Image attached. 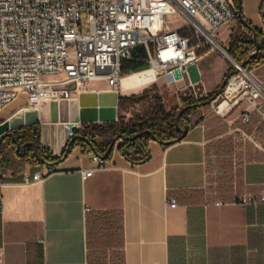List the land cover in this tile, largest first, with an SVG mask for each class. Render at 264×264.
I'll return each instance as SVG.
<instances>
[{
    "label": "crops",
    "instance_id": "1",
    "mask_svg": "<svg viewBox=\"0 0 264 264\" xmlns=\"http://www.w3.org/2000/svg\"><path fill=\"white\" fill-rule=\"evenodd\" d=\"M263 1L240 4L244 17L264 31ZM222 29L225 38L227 28ZM238 32L242 39L252 37L243 28ZM233 33L224 46L229 48ZM204 53L201 50L200 59ZM200 59L202 81L196 88L202 82L211 95ZM251 72L264 84V61ZM160 83L146 64L124 73L120 95L138 94ZM109 90L102 79L89 88ZM26 104L22 94L0 116V123ZM181 106L178 99L172 109ZM71 108L66 102L38 111L42 144L55 156L60 157L80 126L68 116ZM246 110L253 112L249 123L241 121ZM195 116L198 122L181 141L165 145L151 140L150 156L138 164L115 147L107 169L85 176L84 170L97 163L88 157L93 151L80 144L42 181L22 182L27 166L17 173L0 171V264H264V205L231 203L264 191L261 116L248 102L226 115L209 106ZM237 127L243 131L233 132ZM169 198L177 199L176 207L168 206ZM218 200L226 204L218 205Z\"/></svg>",
    "mask_w": 264,
    "mask_h": 264
},
{
    "label": "built area",
    "instance_id": "2",
    "mask_svg": "<svg viewBox=\"0 0 264 264\" xmlns=\"http://www.w3.org/2000/svg\"><path fill=\"white\" fill-rule=\"evenodd\" d=\"M169 17L180 22L171 28ZM83 18L89 23L86 32ZM236 19L237 8L230 0H0V111L22 94L27 96L22 110L63 106L89 91L97 79L120 94L123 62L140 47L158 78L169 85L184 82L196 100L209 98L206 90L198 95V83H192L187 69L198 63L203 47H222L220 30ZM232 60L235 70L211 109L226 115L248 102L264 123V84L251 69ZM70 84L74 88H64ZM252 118L253 112L241 114L243 123ZM237 131L243 129H233ZM102 154L89 153L97 165L84 170L85 176L108 168ZM56 170L52 164L27 165L22 182L42 181ZM231 203L264 205V191ZM177 204L176 198H169V207Z\"/></svg>",
    "mask_w": 264,
    "mask_h": 264
},
{
    "label": "trees",
    "instance_id": "3",
    "mask_svg": "<svg viewBox=\"0 0 264 264\" xmlns=\"http://www.w3.org/2000/svg\"><path fill=\"white\" fill-rule=\"evenodd\" d=\"M234 1L235 7L238 8L241 0ZM260 14L264 20V1L260 7ZM237 21L240 28H243L251 34V31L241 23L238 13ZM256 30L257 39L260 44V51L256 56L250 59L249 63L245 67L246 69H251L264 61V31L261 29ZM255 48V43L252 37L242 39L235 32L233 33L228 52L237 62L243 64L248 60ZM145 58L144 49L141 47L138 48L131 58L124 60L123 74L128 70H136L143 65H146L147 62L145 61ZM153 91H158V86L156 84H154L151 88L145 89L142 93L121 96L119 100V109L129 108L145 101L146 99H149L150 94ZM213 94L214 93L210 96ZM153 97L155 98V102H153L151 108L144 115H137L128 121L124 120L122 116H119V119L114 122L87 123L83 124L81 128L75 129L74 134L69 140L71 150L77 145L82 144L86 151H91L90 145L85 143L80 138H75L77 134L85 136L92 141L95 144L98 153H105L111 142L115 138L119 137V139H123V143L118 147L119 153L133 164L141 163L150 156L149 142L153 140V138L149 134H144L131 140L128 138L134 137L139 132L144 130H150L157 138V141L169 142L167 145L181 141L184 137L180 138L181 132L176 125V116L178 112L184 106L202 103L207 99L203 98L196 100L194 98L189 99L181 96L180 101L182 106L179 108L168 109L158 94H155ZM209 106L210 104H202L200 107H190L180 117V124L182 126L188 125L189 127H192L198 122V119L195 116L196 111L199 108L208 109ZM22 129L25 130L22 132L21 136H17L18 141H35L39 155L47 163H43L38 160L34 147L28 148L23 155H20V151L16 150L15 143L12 139H10L0 148V171L4 172L10 170L13 171V173L22 172L27 164H50V162L57 161L61 158L63 154L60 157L55 156L51 153V151L43 146L40 138L41 128L39 122H36L31 126L23 127ZM97 137L105 139L102 144L96 142L95 139ZM65 148L63 152L65 151ZM113 151L114 150H112L109 157L106 159L107 161L111 159Z\"/></svg>",
    "mask_w": 264,
    "mask_h": 264
},
{
    "label": "water",
    "instance_id": "4",
    "mask_svg": "<svg viewBox=\"0 0 264 264\" xmlns=\"http://www.w3.org/2000/svg\"><path fill=\"white\" fill-rule=\"evenodd\" d=\"M237 13H238V16H239L241 23L246 28L251 30L252 39H253V41L255 43V47H256L255 50L251 53L248 60L245 63L241 64L243 67H245L249 63L250 59L259 53L260 44H259L258 39H257V30L252 25V23H250L244 17L241 4H239V6L237 8ZM226 51L229 54V56H231L230 53L228 52V50H226ZM187 70L189 72L192 83H198L201 80V74H200V71H199L197 64L189 66ZM232 73L228 74L226 76V78L223 80L221 88L217 92H215L212 96L207 98L205 101H203L202 103L190 104V105L184 106L180 109V111L178 112V114L176 116V125L178 126V128L181 132L180 138L185 137L187 132L190 129V127L188 125L182 126L180 124V117L182 116V114L187 109H189L190 107H200L202 104H205V105L210 104L213 100H215L221 94L223 89L225 88V86L228 82V79L232 75ZM176 74H177V76H179L180 72L176 71ZM64 88H74V84L64 86ZM120 97H121L120 94H118L117 92L111 91V90L100 91V92H93V91L82 92L78 98V113H76V109H77L76 108L75 112H74L75 114H74V116L71 117V120L73 123L80 122L81 124L108 123V122L117 121L118 120V110H119ZM51 105L53 108H55V106H57L56 103H52ZM38 115H39L38 110H36V109L20 110V111L16 112L15 114H13L10 118L5 120L4 122L0 123V146L2 144L4 137L7 135H10L12 137V140L15 143L17 149H21L20 154L22 155L23 149L30 143L27 142V143L21 144L15 135V130L17 128H23V127L31 126L32 124L38 122L39 121ZM63 117L65 119V116H63ZM144 134H149L153 138V140H157V138L154 136V134L150 130H144L142 132H139L134 137H130L128 139L131 140L133 138H137V137L142 136ZM75 138L82 139L85 143L90 145L91 150L94 153H98L95 144L92 141H90L88 138H86L85 136L77 134L75 136ZM118 139H119V137L115 138L111 142L107 151L102 154L104 159H107L109 157L110 153L112 152V150L115 149V144H116ZM69 140L67 142L65 151L62 152L63 155L61 156V158L57 161L50 162V164L58 165L61 161L65 160L70 155L71 147L69 145ZM161 143H163L165 145L169 144V142H161ZM32 144L35 146V152L37 154L38 160L40 162L47 163L39 155L36 143L32 142Z\"/></svg>",
    "mask_w": 264,
    "mask_h": 264
},
{
    "label": "rangeland",
    "instance_id": "5",
    "mask_svg": "<svg viewBox=\"0 0 264 264\" xmlns=\"http://www.w3.org/2000/svg\"><path fill=\"white\" fill-rule=\"evenodd\" d=\"M232 4H234V0H230ZM168 21L171 22V28L176 26L178 24V20L174 19L173 17H169ZM82 25H83V32H86L89 28V23L87 22L86 18L82 19ZM227 28L226 33H225V38H223L222 32H225L224 29L220 31L217 39L221 43L222 47H225L228 49V47L224 46L226 44L227 38L229 37L230 31H233L234 33L238 32V28H240L238 21L236 20L230 27H225ZM208 47H203L201 50L202 52H205L200 59L199 65L203 67L206 71L205 74L203 75V82L205 87L209 90V92L215 93L217 92L222 85L223 80L226 78V76L230 73H232L235 70V66L233 65L234 62L231 57L227 56L221 49L220 47H215L214 49L211 50V52H206L208 51ZM246 67V66H245ZM233 70V71H232ZM161 83L158 86V91H153L150 94V98L146 99L145 101L129 107V108H121L119 109L118 116H122L124 120L128 121L131 118H134L137 115H144L152 106L153 102H155V98L153 97L155 94H158L167 106L168 109H172L175 106V103H178V99L181 98V96H184L186 98H194V95L192 94L191 89L184 88V82H181L179 85H169L165 83L163 79H160ZM202 81V80H201ZM201 87L198 89L196 88L198 95L203 93L205 88L203 86V83L201 82ZM121 93H123V89H121ZM142 93V92H141ZM66 103V102H65ZM71 104V110L70 112H67L69 117L74 116L75 109L78 106V102L76 101H71L67 102ZM14 104L12 102L11 104L7 105L5 108H3L0 111V116L4 114V112L11 107ZM47 106L49 104H46ZM43 105V106H46ZM83 124L78 128H81ZM41 128V125H40ZM43 134H42V129H41V142L43 140ZM97 143L102 144V142L105 140L103 138H96L95 139ZM123 143V139H118L115 147H119ZM66 147V146H65ZM49 150V149H48ZM50 151V150H49ZM52 153V152H51ZM62 155V154H61ZM60 155V156H61ZM28 166L31 164H27ZM26 165V166H27ZM10 171V170H9Z\"/></svg>",
    "mask_w": 264,
    "mask_h": 264
},
{
    "label": "flooded vegetation",
    "instance_id": "6",
    "mask_svg": "<svg viewBox=\"0 0 264 264\" xmlns=\"http://www.w3.org/2000/svg\"><path fill=\"white\" fill-rule=\"evenodd\" d=\"M25 129H19V128H17L16 130H15V135H16V137L19 135V136H21V134H22V132L24 131ZM10 139H12V137L10 136V135H7V136H5L4 137V139H3V141H2V144H1V146H0V148L3 146V144H5L6 142H8ZM21 144H24V143H27V142H29L30 144H28L24 149H23V154H24V152H26L27 151V149L28 148H31V147H34L35 148V146L32 144V142H35V141H33V140H26V141H24V142H21V141H19ZM16 150L17 151H20V153H21V149H17V147H16ZM106 152V151H105ZM22 154V155H23ZM21 155V154H20Z\"/></svg>",
    "mask_w": 264,
    "mask_h": 264
},
{
    "label": "bare ground",
    "instance_id": "7",
    "mask_svg": "<svg viewBox=\"0 0 264 264\" xmlns=\"http://www.w3.org/2000/svg\"><path fill=\"white\" fill-rule=\"evenodd\" d=\"M220 49L226 54V52L224 51V48H222V47H220ZM227 55V54H226ZM134 75V74H133ZM138 76V75H137ZM128 77H130V76H128ZM139 78V77H138ZM140 80H141V78H139ZM138 80V79H137ZM125 83V82H124ZM130 83V82H129ZM133 83V82H132ZM134 85V84H133ZM131 86V85H130ZM135 86H137V85H135ZM129 87V86H128ZM128 87H126V88H128ZM132 88L134 87V86H131Z\"/></svg>",
    "mask_w": 264,
    "mask_h": 264
}]
</instances>
